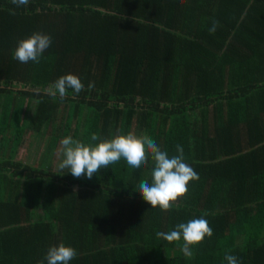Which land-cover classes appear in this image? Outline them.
I'll use <instances>...</instances> for the list:
<instances>
[{"label": "trees", "instance_id": "1", "mask_svg": "<svg viewBox=\"0 0 264 264\" xmlns=\"http://www.w3.org/2000/svg\"><path fill=\"white\" fill-rule=\"evenodd\" d=\"M37 31L51 46L20 63L18 41ZM68 73L84 90L53 98ZM117 130L169 156L182 145L199 179L162 211L135 191L150 155L91 179L58 171L63 138L95 144ZM29 131L48 135L36 166L16 160ZM200 217L213 236L190 258L183 240L156 235ZM61 242L77 251L69 264H264V0H0V264H37Z\"/></svg>", "mask_w": 264, "mask_h": 264}, {"label": "clouds", "instance_id": "2", "mask_svg": "<svg viewBox=\"0 0 264 264\" xmlns=\"http://www.w3.org/2000/svg\"><path fill=\"white\" fill-rule=\"evenodd\" d=\"M16 7L27 6L30 0H11ZM217 21L213 22L209 29L211 33L216 31ZM52 38L49 34L37 31L27 38L20 39L14 49V59L20 63H39L43 53L51 46ZM89 90L94 88V82L88 85ZM75 94L84 90L80 78L72 73L60 76L50 85L49 94L55 98H67L68 90ZM91 141L98 143H84L74 140L71 136L65 137L60 142L59 153L63 159L58 167L61 171L67 169L75 178L87 177L91 179L102 168L115 164L123 158L134 169L140 168L151 156L153 168L151 180H141L138 192L151 208L159 207L162 211L169 210L179 198L188 192L190 181L198 180V173L185 162L183 146H175L176 155L169 156L148 135L138 136L134 132L124 134L117 130L111 139L101 138L98 134L91 135ZM158 238L169 243L183 240L181 251L185 257H192V248L198 246L205 237L213 236V229L209 221L203 217L194 218L186 223H179L168 232H157ZM77 256L74 247L61 242L48 248L44 259L37 264H69ZM227 264H240L238 257L230 254L225 255Z\"/></svg>", "mask_w": 264, "mask_h": 264}, {"label": "rangeland", "instance_id": "3", "mask_svg": "<svg viewBox=\"0 0 264 264\" xmlns=\"http://www.w3.org/2000/svg\"><path fill=\"white\" fill-rule=\"evenodd\" d=\"M36 108V101L29 102V119L32 118L33 113L35 112ZM48 135L45 133V135H37L34 134L33 131L27 132V134L24 136L23 140L21 141L20 147H18L16 160L21 161L22 163L36 166L39 165L42 160L41 157H44V155H47V146L45 145V140ZM15 148V143H11V145L8 148ZM46 161H43L42 165L46 166L48 163H51V169L55 167L57 164V156L52 157V161L48 158L45 159ZM59 168V167H58ZM59 172L61 170L59 169Z\"/></svg>", "mask_w": 264, "mask_h": 264}, {"label": "crops", "instance_id": "4", "mask_svg": "<svg viewBox=\"0 0 264 264\" xmlns=\"http://www.w3.org/2000/svg\"><path fill=\"white\" fill-rule=\"evenodd\" d=\"M215 114H216V113L214 112V116H213V118H215ZM197 117H198V116H197ZM225 117H226V115H225V116H224V115L221 116V120H220L221 123H226V122H225ZM214 122H216V121H214ZM213 135H215V137H216V131H215V130H214V132H213ZM235 146H236V144H235ZM231 148H233V147H231ZM58 171H59V169H58Z\"/></svg>", "mask_w": 264, "mask_h": 264}]
</instances>
